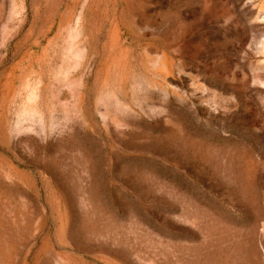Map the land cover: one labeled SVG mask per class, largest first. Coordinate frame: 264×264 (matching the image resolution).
<instances>
[{"label": "rangeland", "instance_id": "1", "mask_svg": "<svg viewBox=\"0 0 264 264\" xmlns=\"http://www.w3.org/2000/svg\"><path fill=\"white\" fill-rule=\"evenodd\" d=\"M0 264H264V0H0Z\"/></svg>", "mask_w": 264, "mask_h": 264}]
</instances>
